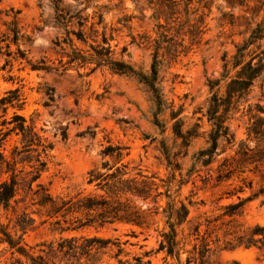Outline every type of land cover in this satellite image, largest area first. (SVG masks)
<instances>
[{
    "label": "rangeland",
    "instance_id": "1",
    "mask_svg": "<svg viewBox=\"0 0 264 264\" xmlns=\"http://www.w3.org/2000/svg\"><path fill=\"white\" fill-rule=\"evenodd\" d=\"M49 1L0 0V38H3L0 39V93L20 86L25 104L19 112L52 144L46 157L47 168L41 176V182L49 192L54 197L87 194L92 189V185L86 183L87 173L94 166L100 167V150L108 143L128 147V155L123 161L129 162L132 173L140 168L144 173H154L167 179L173 170L167 166L161 146L163 141L180 164V171H174L175 178L170 185L172 197L184 202L189 198L195 201L189 206L187 219L176 227L181 262L185 263L188 258L189 264H201L199 251L207 243L209 249L202 257L205 264H234V261L264 264V254L255 247L234 245L237 233L256 223L264 224L262 196L246 200L240 211L228 215L224 212L232 210L229 205L247 197L252 191L247 186L244 191H238L239 185L243 184L240 178L217 182L213 174L204 182L192 174L188 182L178 185L180 172L186 179L184 173L192 154L208 145L212 127L208 117L212 95L209 82L218 81L213 91L225 96L227 82L236 74L237 68H233L231 62L237 46L257 23L264 22V11L258 2L191 0L189 13L185 14L182 0L177 18L167 23L148 0H66L80 8L85 7L82 14H87L88 20L81 30L88 36V43L92 42L90 36L96 35L100 39L104 31L110 38L112 57L123 60L139 72L150 71L154 39L159 38L162 30L159 23L167 28L172 26L167 34L174 41L180 42L184 36L187 47L183 51L177 54L160 49L156 56L159 85L165 100L164 110L157 115L164 124L161 132L153 123L156 107L152 94L137 77L115 72L107 66H99L90 72L94 63L81 66L68 62L72 46L65 39L64 28L54 26L53 8ZM99 14L103 19L100 24L96 23ZM198 17L201 20L198 41L190 45L183 32L187 23ZM14 18L21 34L16 42L11 41L12 34L8 30ZM91 23L93 26L90 28ZM68 28L79 29L75 22ZM71 36L73 47L88 56L91 52L88 43L75 39L73 34ZM181 48L178 47L179 50ZM263 48L264 37L250 45L246 58ZM41 59L58 70L30 68L32 62ZM48 88L53 90L52 100L45 93ZM256 103L264 107V71L226 113L225 123L236 139L245 136L247 110ZM172 111L181 118L182 131L192 134L185 142L172 130ZM63 131H66V138L62 137ZM16 139V136L9 139L7 149ZM108 159L112 162L111 158ZM241 176L252 180L253 189L264 183L260 172L246 171ZM4 177L5 174L0 172V181ZM160 189L164 190L163 187ZM165 201L166 198L162 197L161 206L157 209L152 203H149L150 208L141 203L140 224L114 222L60 232L54 221L61 217H50L46 208L32 206L29 201L1 210L0 223L13 230L15 216L25 209L35 219L23 234L27 245L55 241L67 235H96L110 238L113 243L95 252L94 264H134L136 258L140 259V264H176L174 255L158 249L161 232L168 229L162 212ZM197 224L199 230L196 234L194 227ZM118 243L122 247L120 253L117 252ZM2 247L1 244L0 264H9L6 261L9 252H1Z\"/></svg>",
    "mask_w": 264,
    "mask_h": 264
},
{
    "label": "trees",
    "instance_id": "2",
    "mask_svg": "<svg viewBox=\"0 0 264 264\" xmlns=\"http://www.w3.org/2000/svg\"><path fill=\"white\" fill-rule=\"evenodd\" d=\"M180 1L182 0H148V3L155 5L159 17L162 16L167 23H171L175 21L180 12ZM240 1L246 2L247 0ZM256 1L264 11V0ZM190 2L191 0H184L185 14L189 13ZM49 3L53 8L54 26L64 28L65 39L72 46V52L68 54V62H76L81 66L94 63L90 72L99 66H107L115 72L137 77L152 94L156 107L153 111V123L162 132L164 124L157 118V115L164 110L165 100L159 85L156 56L160 49L166 53L177 54L183 51L187 47L184 44V36L180 42L174 41L172 36L167 34L172 26L167 28L166 25L159 23L158 27L162 30L159 38L154 39L155 51L150 71L139 72L123 60L112 57L110 38L104 31L101 32L100 39H97L96 35L90 36L92 42L88 43V36L81 30L88 20V15L82 14L85 7L80 8L78 4L66 0H50ZM102 21V15L99 14L96 23L100 24ZM191 21H187V29L183 32V35H187L190 45L198 41L197 36L201 25L199 17ZM73 22L79 27L78 30L68 28V25ZM92 26L93 23L90 28ZM8 30L12 34L11 41L16 42L21 34L15 18L10 21ZM178 30L180 31V28ZM176 33H178L177 30ZM71 34L75 35V39L85 44L88 43L91 50L88 56L73 47L74 39ZM263 37L264 22H259L251 29L248 37L237 46L231 62L232 67L237 68L236 74L227 82L225 96L222 97L217 91H213L218 81L209 82L212 95L208 117L212 122V127L208 134V145L192 154L190 165L184 173L186 179L180 172L178 180V185L186 183L192 174L199 176L204 182L211 179L213 174L217 182L240 178L243 184L239 185L238 191H244L245 186L251 188L252 191L247 197L239 198L237 202L230 204L229 207L232 210L224 212L228 215L240 211L244 202L253 197L262 196L264 201V183L253 189L252 180H246V177L241 176L246 171L260 172L264 180V107L256 103L248 108V123L245 127V136L241 139H236L225 123L226 113L231 104L246 94L254 80L264 71V48L246 58L250 45H254ZM179 46L182 47L180 50ZM9 54L7 52V55ZM254 58H257L256 61H253ZM30 68L45 71L58 70L46 64L43 59L32 62ZM52 91L48 88L45 92L49 100L53 99ZM24 104L25 96L20 86L7 88L0 93V172L5 174L4 179L0 181V211L8 210L13 204L29 201L32 206L46 208L50 217L60 216L61 218L56 219L54 223L60 232H68L100 227L114 222L140 224L141 203H146V208H150L149 203H152V206L157 209L161 206L159 202L162 197H165L162 212L165 215L168 229L161 232L158 249L164 250L168 255H174L177 258L176 264H189L188 258L185 263L179 259L180 248L176 227L187 219L189 206L195 204V201L189 198L187 202H184L172 197L170 185L175 178L174 171H180V164L170 154V149L163 141L161 146L167 166L173 170L167 179L159 178L154 173H144L140 168L132 173L129 169V162L123 161L128 155V147L120 143H108L100 150L102 158L100 167L94 166L87 173L86 183L92 185V189L85 195L77 193L73 196L54 197L41 182V176L47 168L46 157L52 144L39 133L33 123H27L25 116L19 112ZM170 118L174 119L172 130L177 137H181L184 142L187 136L191 137L192 134L182 131L181 118L178 117L177 112H170ZM12 136H16L17 139L7 149V142ZM66 136V131H63L62 137L66 138ZM220 154L225 155L218 158ZM108 158H111L112 162ZM161 187L164 190H161ZM34 221L31 213L24 209L15 216L12 224L13 230L0 223V245H3L1 252H9V258L6 260L9 264H59L61 261L65 264H94L95 252L113 243L110 238L82 234L61 236L55 241L27 245L23 234ZM198 230L199 224L194 227L196 234ZM234 245L255 247L264 254V224L256 223L249 229L237 233ZM203 246L204 248L199 251L201 264H205L202 257L209 249L207 243ZM117 247V252L120 253L122 247L119 243ZM139 262L140 259L136 258L134 264H140ZM234 264H239V262L234 261Z\"/></svg>",
    "mask_w": 264,
    "mask_h": 264
}]
</instances>
